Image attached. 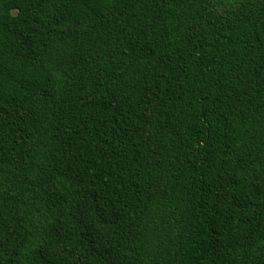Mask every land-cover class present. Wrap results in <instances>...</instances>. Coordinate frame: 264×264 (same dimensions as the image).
Here are the masks:
<instances>
[{
    "label": "trees",
    "instance_id": "trees-1",
    "mask_svg": "<svg viewBox=\"0 0 264 264\" xmlns=\"http://www.w3.org/2000/svg\"><path fill=\"white\" fill-rule=\"evenodd\" d=\"M0 264H264V0H0Z\"/></svg>",
    "mask_w": 264,
    "mask_h": 264
}]
</instances>
